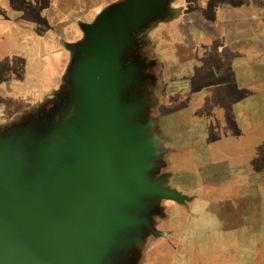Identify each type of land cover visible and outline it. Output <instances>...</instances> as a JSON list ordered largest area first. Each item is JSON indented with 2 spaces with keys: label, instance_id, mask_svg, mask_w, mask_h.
Listing matches in <instances>:
<instances>
[{
  "label": "rangeland",
  "instance_id": "obj_1",
  "mask_svg": "<svg viewBox=\"0 0 264 264\" xmlns=\"http://www.w3.org/2000/svg\"><path fill=\"white\" fill-rule=\"evenodd\" d=\"M12 1L18 7L32 2ZM126 1L43 0L46 11L53 5L51 20L58 22L56 29L37 32L45 45L58 40L53 78L49 73L42 80L46 87L27 110L0 123V137L19 132L32 118L63 112L76 47L84 44L88 28ZM131 39L122 65L140 66L131 96L141 101V118L156 136L157 165L149 176L179 198L143 201L148 209L140 214L150 229L141 230L136 251L122 264H264V0H165ZM250 40L247 62L243 52ZM225 70L236 74L229 77ZM242 83L250 89L251 109L244 113L252 124L234 131L250 134L251 152L244 164L231 168L218 145L233 134L227 120L242 115L227 106L241 99Z\"/></svg>",
  "mask_w": 264,
  "mask_h": 264
},
{
  "label": "water",
  "instance_id": "obj_2",
  "mask_svg": "<svg viewBox=\"0 0 264 264\" xmlns=\"http://www.w3.org/2000/svg\"><path fill=\"white\" fill-rule=\"evenodd\" d=\"M164 1L106 12L72 47L79 57L63 112L0 137V264H122L150 229L143 201L179 198L149 176L156 136L131 96L140 66L122 65L132 33Z\"/></svg>",
  "mask_w": 264,
  "mask_h": 264
},
{
  "label": "crops",
  "instance_id": "obj_3",
  "mask_svg": "<svg viewBox=\"0 0 264 264\" xmlns=\"http://www.w3.org/2000/svg\"><path fill=\"white\" fill-rule=\"evenodd\" d=\"M31 1L28 2V5L25 2L24 5L18 7L14 6L12 0H0V123L12 121L14 118L11 117L14 114L18 115L27 110L34 100L40 98V91L47 84H43L44 80L53 78L51 72L53 71V62L56 63L58 55V50H56L58 40L55 38L54 44L50 42L49 45H45L43 34L37 32L56 29L58 22L51 20L53 5H49L50 12H48L45 10L48 9L47 6H43V0ZM47 20L50 22L48 23ZM46 26L49 28H45ZM10 31L16 32L14 37L9 34ZM20 32H23L22 38ZM253 43L252 40L248 41L247 50H244V56L242 55L247 58V62H251L248 57H250L251 44ZM190 45L187 42L185 44L188 48ZM197 45H194V51H197ZM48 46H50V53L46 49ZM53 47L56 49L53 50ZM243 61L245 62V58ZM224 73L229 77L230 74L233 76L236 74V72H227V70ZM54 74H57L56 68ZM218 75H220L219 72H217V77H220ZM55 78L57 79V77ZM241 87L243 89L239 87L242 92L241 99L237 102L234 99L228 100L227 106L231 107L232 111L242 110L239 111L242 112V115L240 114L241 117L237 119L234 116L227 120V125L232 126L233 134L224 136L220 146L218 145V150H221L222 153L220 156L226 157L229 163L228 167L231 168L235 167L236 163L244 164L245 160L249 159L251 152L250 134L247 133L245 136L244 132H241L235 135L234 131V126L249 128L252 124L251 118H245L244 113V110L251 109L250 89L247 85L245 86V83H242ZM178 255L181 256L182 253H178ZM177 261L181 262V259Z\"/></svg>",
  "mask_w": 264,
  "mask_h": 264
},
{
  "label": "bare ground",
  "instance_id": "obj_4",
  "mask_svg": "<svg viewBox=\"0 0 264 264\" xmlns=\"http://www.w3.org/2000/svg\"><path fill=\"white\" fill-rule=\"evenodd\" d=\"M6 133V132H5Z\"/></svg>",
  "mask_w": 264,
  "mask_h": 264
}]
</instances>
